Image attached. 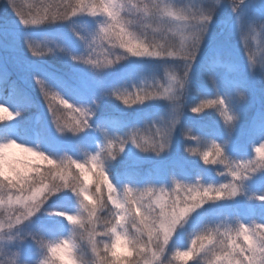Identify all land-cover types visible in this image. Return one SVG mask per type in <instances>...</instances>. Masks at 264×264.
I'll return each mask as SVG.
<instances>
[{
  "label": "clouds",
  "instance_id": "9594fccd",
  "mask_svg": "<svg viewBox=\"0 0 264 264\" xmlns=\"http://www.w3.org/2000/svg\"><path fill=\"white\" fill-rule=\"evenodd\" d=\"M0 9V264H264V0Z\"/></svg>",
  "mask_w": 264,
  "mask_h": 264
},
{
  "label": "trees",
  "instance_id": "16d2710c",
  "mask_svg": "<svg viewBox=\"0 0 264 264\" xmlns=\"http://www.w3.org/2000/svg\"><path fill=\"white\" fill-rule=\"evenodd\" d=\"M5 18L8 19V20L13 19V17H12V15H11L10 12H8V11L5 10V9H0V23H3V21H4ZM0 39H2V40H4V41L6 40V41H7L6 43H7V44H10V46L13 45V37H12L11 35H7V36H5V35H0ZM5 53H6V52H5ZM5 53H2V54L5 55ZM6 55H7V57H6ZM6 55H5V58H4V59H3V58H0V62H5V61H7V62L11 63L12 57L15 55V53H13V52L11 51V52H8ZM61 71L67 72V69H61ZM24 87H25V89H26L28 92H31L32 95H33L36 99H39L38 95H37V94H36L31 88H28L27 85H25ZM19 99H20V102H21V103H24V102H25V97L21 96ZM32 116H34V110H33V111H30V112L28 113V117H32ZM250 116H251V113L249 114V118H250ZM213 119H214V118H213ZM211 120H212V119H210V120H206V121L211 122ZM18 127H21V128H22V127H23V124L19 125ZM127 164H128V165H134L135 162H134L133 160H129V161L127 162ZM165 165H166V164H164L163 167H166ZM138 166L140 167L141 170H146V169L152 168L154 165H153L152 162H143V163L138 164Z\"/></svg>",
  "mask_w": 264,
  "mask_h": 264
},
{
  "label": "rangeland",
  "instance_id": "374dc122",
  "mask_svg": "<svg viewBox=\"0 0 264 264\" xmlns=\"http://www.w3.org/2000/svg\"><path fill=\"white\" fill-rule=\"evenodd\" d=\"M7 41L5 40H2L0 39V58H5V55L8 53V52H11V46L10 44H7L6 43ZM6 52V53H5ZM2 53H5V55H3ZM7 57V55H6ZM206 120H210V119H213L212 117H208V118H205ZM246 131V129H245ZM164 164H166L165 166H167V162H164L161 167L164 166Z\"/></svg>",
  "mask_w": 264,
  "mask_h": 264
}]
</instances>
